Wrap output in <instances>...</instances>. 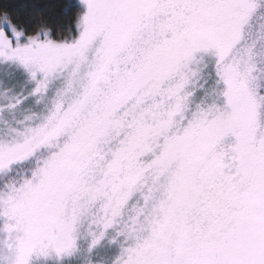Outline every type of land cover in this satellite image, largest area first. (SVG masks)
Instances as JSON below:
<instances>
[{"label":"snow or ice","instance_id":"snow-or-ice-1","mask_svg":"<svg viewBox=\"0 0 264 264\" xmlns=\"http://www.w3.org/2000/svg\"><path fill=\"white\" fill-rule=\"evenodd\" d=\"M0 5V264H264V0Z\"/></svg>","mask_w":264,"mask_h":264},{"label":"trees","instance_id":"trees-1","mask_svg":"<svg viewBox=\"0 0 264 264\" xmlns=\"http://www.w3.org/2000/svg\"><path fill=\"white\" fill-rule=\"evenodd\" d=\"M65 0H0V5L21 19H29L41 13L48 15L50 23L56 24L58 34L67 35L71 27V18L60 14L58 5Z\"/></svg>","mask_w":264,"mask_h":264}]
</instances>
